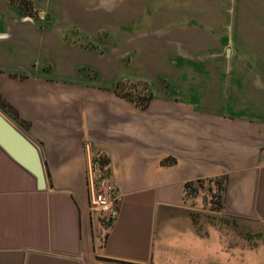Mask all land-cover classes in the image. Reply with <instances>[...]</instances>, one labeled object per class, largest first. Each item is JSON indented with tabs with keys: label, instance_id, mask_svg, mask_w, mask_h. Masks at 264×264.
Here are the masks:
<instances>
[{
	"label": "crops",
	"instance_id": "1",
	"mask_svg": "<svg viewBox=\"0 0 264 264\" xmlns=\"http://www.w3.org/2000/svg\"><path fill=\"white\" fill-rule=\"evenodd\" d=\"M45 1L48 20L0 0V93L49 177L37 189L0 148V264H153L185 183L221 175L226 210L264 222V0H150L140 35L103 55L96 31L80 45L83 5ZM120 78L146 82L149 103L119 95ZM95 151L121 197L114 221L89 208Z\"/></svg>",
	"mask_w": 264,
	"mask_h": 264
},
{
	"label": "rangeland",
	"instance_id": "2",
	"mask_svg": "<svg viewBox=\"0 0 264 264\" xmlns=\"http://www.w3.org/2000/svg\"><path fill=\"white\" fill-rule=\"evenodd\" d=\"M66 1L70 5L75 1L83 5V22L86 24L83 39L86 42L82 41L80 45L84 48L97 47L92 41H87L96 31L100 37L97 47L100 55L106 51L102 49L101 42L111 38L121 40L124 31L132 30L133 37L140 35L141 14L135 10L150 4V0ZM32 4L31 10L22 13L24 17L49 19L47 9L52 5L45 0L37 3L32 0ZM79 31L73 30V35ZM66 38L69 42H78V39H75L76 42L74 38ZM195 189L193 195L187 194L185 198L188 209L170 212L169 220L158 224L153 264H264V222L252 211L244 217L231 215L223 202L219 203V193L209 182L195 184Z\"/></svg>",
	"mask_w": 264,
	"mask_h": 264
},
{
	"label": "trees",
	"instance_id": "3",
	"mask_svg": "<svg viewBox=\"0 0 264 264\" xmlns=\"http://www.w3.org/2000/svg\"><path fill=\"white\" fill-rule=\"evenodd\" d=\"M11 5L16 7L21 13H25V11H29L32 9L33 4L32 0H10ZM84 70H87L86 68ZM116 92L124 97L125 99L132 101L136 105L140 107H145L152 95L149 90V87L146 82L143 81H134L130 79H124L120 78L117 80L115 86H114ZM0 109L9 116L12 120H14L20 127L24 128V124L20 122L18 119V114L14 110V108L2 97L0 93ZM93 160L95 163H98L100 166L101 172L104 174L107 172L106 167L108 165V159L107 157L98 151H95ZM105 169V170H104ZM209 182L211 185H213V188H215L216 193H219V203L223 202V198L225 195V186H226V180L225 176H215L208 179H197L195 181L186 182L184 186V199L187 197V194L193 195L195 192V184H200L202 182ZM186 200V199H185Z\"/></svg>",
	"mask_w": 264,
	"mask_h": 264
},
{
	"label": "water",
	"instance_id": "4",
	"mask_svg": "<svg viewBox=\"0 0 264 264\" xmlns=\"http://www.w3.org/2000/svg\"><path fill=\"white\" fill-rule=\"evenodd\" d=\"M0 148L22 169L31 174L36 187H49V177L40 146L0 109ZM96 174L99 166H95Z\"/></svg>",
	"mask_w": 264,
	"mask_h": 264
},
{
	"label": "built area",
	"instance_id": "5",
	"mask_svg": "<svg viewBox=\"0 0 264 264\" xmlns=\"http://www.w3.org/2000/svg\"><path fill=\"white\" fill-rule=\"evenodd\" d=\"M96 164L98 163H95V166ZM88 186L90 210L114 221L121 208V197L115 192V181L108 174L101 172L99 166L98 174L95 167L90 170Z\"/></svg>",
	"mask_w": 264,
	"mask_h": 264
}]
</instances>
